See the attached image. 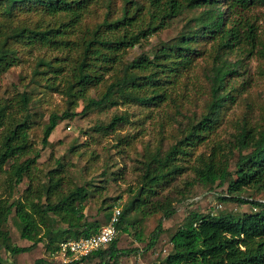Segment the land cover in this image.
<instances>
[{"label":"trees","instance_id":"obj_1","mask_svg":"<svg viewBox=\"0 0 264 264\" xmlns=\"http://www.w3.org/2000/svg\"><path fill=\"white\" fill-rule=\"evenodd\" d=\"M262 7L264 0H0V76L27 55L45 50L36 56L34 72L66 97L63 113L44 127V147L59 120L75 116L81 102L85 115L119 106L143 107L150 114L163 107L162 119L179 124L167 149L159 145L148 151L134 197L121 208L117 237L66 264H117L139 251L119 247V235L134 228V236L143 240L142 220L161 213L144 247L153 248L166 232L164 220L177 212L175 199L162 192L187 170L194 175L190 186L225 187L220 200L251 209L191 211L171 235L172 249L163 264H264V199L243 194L264 190V98L249 93L252 77L245 67L250 54L264 60V33L250 14ZM187 12L198 13L178 35L125 61L130 48ZM47 51L60 54L48 56ZM32 100L28 90L0 100V264H18L5 258L3 249L16 256L44 243L54 256L62 242L102 228L85 210L105 187L78 184L60 160L44 178L33 172L41 151L30 135ZM124 112L95 130L116 132L130 122ZM230 112L237 114L230 117L234 131L220 137L218 129ZM26 179L24 195L11 201ZM12 215L30 246L8 243ZM33 264L51 263L39 258Z\"/></svg>","mask_w":264,"mask_h":264},{"label":"rangeland","instance_id":"obj_2","mask_svg":"<svg viewBox=\"0 0 264 264\" xmlns=\"http://www.w3.org/2000/svg\"><path fill=\"white\" fill-rule=\"evenodd\" d=\"M197 13H182L167 28L130 48L125 61H130L143 52L150 53L160 43L178 35L186 26L188 19ZM250 14L256 20L260 31L264 33V8H256ZM38 53L44 54L45 50H38L32 55H27L28 58L20 65L12 67L7 73L0 76V100L6 101L13 97L16 91L28 90L32 93L30 135L34 146L41 151L38 166L33 172H37L44 178L51 169L59 167L58 161L60 160L64 164L67 175L78 184L93 181L96 185L105 187L100 191L101 193L87 202L85 210L89 220L97 221L101 226H104L108 223L109 216L116 206L123 209L124 205L134 197L148 151L156 149L159 145H162L163 149H167L174 142L173 134L177 132L179 124L173 119L166 117L162 119L160 111L163 112V107L150 110V114L143 107L119 106L118 109L114 107L105 111L94 110L85 115L81 112L84 107V103L81 102L75 109L77 113L75 116L59 120L50 137L51 143L44 147L42 137L45 125L52 120L55 114L63 113L67 102L61 92L49 89L45 79H42L41 75L35 74L34 66ZM57 54L60 53L47 51L48 56ZM245 67L247 69L246 76L252 77L249 93L255 99L264 98V60L256 54H250L245 58ZM197 79L201 80V78ZM194 109L200 111L201 108L197 106ZM121 111L127 113L130 119L129 123H122L116 132L110 134H102L95 130L96 125L109 122L116 112L120 113ZM230 114L218 129L220 137H229V133L234 131L230 117L236 118L237 114ZM178 118L180 121L187 122L184 116H178ZM203 150L202 146L199 152ZM193 177V173L187 170L162 192L163 195L168 194L175 199L174 205L177 212L172 219L164 220L166 232L153 248L146 250L144 247L149 242L150 233L156 228L158 220L162 216L161 213L142 220L143 240H138L134 236L136 232L134 228L129 234L119 235V247L123 249L138 248L139 251L121 257L117 264H163L165 256L172 249L171 235L180 225L187 222V216L191 211L202 213H219L231 210L235 212L250 211V205L239 206L236 202L220 200L219 196L223 191H226L225 187L215 186L210 189V186L200 183L190 186L187 181L192 180ZM28 185V179L24 180L15 190L11 201L22 197ZM0 191H3V188ZM243 194L245 196L253 194L258 199H264V190L248 189ZM7 229L11 235V239L8 240L9 244L31 245L30 241L21 238L14 215L11 216ZM2 254L5 258L8 257L18 264H33L39 258H46L51 264L72 262L69 258L60 255L50 256L44 243H39L31 250L16 256H10L5 249ZM80 264L90 263L82 262Z\"/></svg>","mask_w":264,"mask_h":264},{"label":"built area","instance_id":"obj_3","mask_svg":"<svg viewBox=\"0 0 264 264\" xmlns=\"http://www.w3.org/2000/svg\"><path fill=\"white\" fill-rule=\"evenodd\" d=\"M121 216V208L116 206L107 224L100 231L90 237L70 239L60 244L56 255L70 260H76L87 256L92 252L106 248L118 235V223Z\"/></svg>","mask_w":264,"mask_h":264}]
</instances>
